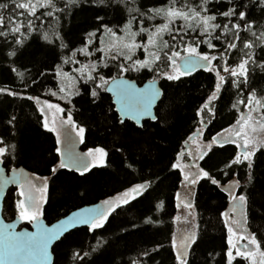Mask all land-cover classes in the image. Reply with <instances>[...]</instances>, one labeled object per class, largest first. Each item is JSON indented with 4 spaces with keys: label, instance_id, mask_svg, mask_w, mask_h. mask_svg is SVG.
<instances>
[{
    "label": "trees",
    "instance_id": "1",
    "mask_svg": "<svg viewBox=\"0 0 264 264\" xmlns=\"http://www.w3.org/2000/svg\"><path fill=\"white\" fill-rule=\"evenodd\" d=\"M140 4L141 7H163L167 0H140ZM208 7L215 11L218 5L210 3ZM253 14L259 16L258 10ZM123 15L113 8L97 7L94 0H83L78 8H74L69 16L60 21L64 42L73 51L84 47L82 38H86L85 33L94 29L98 16L123 27ZM224 22L226 21L219 18L217 20V23ZM160 23L163 20L158 18L146 23L145 27L152 28V24ZM60 25L53 21L52 26ZM48 28L45 24L40 30L47 31ZM121 33L123 32H118L117 35ZM195 35L186 39H193ZM101 38L105 43L108 41L107 34ZM163 41L172 43L165 34L159 50L162 60L163 52L171 54L169 49L164 48ZM12 50L5 47L0 51V88L18 93V96L0 93V139L16 146L14 158L10 163L5 160V165L23 166L33 175L48 179L47 198L42 208L43 216L48 222L80 206L109 199L139 183H145V177L151 181L149 191L136 200L131 199L128 205L117 208L109 215L102 228L93 232L84 227L66 234L54 246V264H76L73 254L83 255L85 252L89 253V264H127L129 260L138 259H143L144 264H177L172 241L176 233L177 194L182 173L180 170H173L171 165L177 162L184 143L197 127L201 108L215 91L214 86L218 80L215 72L198 71L176 81L163 78V97L157 108V121H147L142 128L129 121L121 124L105 91L92 98L89 90L94 85L85 84L79 77V94H75L73 105L77 122L85 127V148L102 147L107 153L102 164L80 173L65 168L57 169L60 161L56 152L57 139L43 126V116L35 99L41 100L50 91L59 89L60 77L52 74L51 65H60L63 70L72 73L80 64H62V59L71 53L61 48L58 56L35 34L25 49L17 52V56H6ZM198 50L218 56L222 48L217 44L214 51L201 44ZM178 51L183 52L180 49ZM81 56L77 54L75 59L80 61ZM213 64L216 66L218 61H213ZM41 65L48 75L36 76V84L22 85L17 73L23 72L25 78L30 80ZM113 65L115 66L114 63ZM157 65L161 72L168 70L167 64L158 62ZM111 68L105 71V77H110L109 73H117L114 67ZM220 74L227 76L223 71ZM150 75L146 70L139 76L146 79ZM250 86L257 91L264 88V74H253ZM248 87L249 85H245L238 91L231 86L230 81L224 85L217 94L218 98L212 103L214 114L210 115L206 110L203 114L205 121H210L207 137L226 128L240 113L246 111L244 105H237L236 108L233 105L247 96ZM24 96H31L33 99L21 98ZM12 117H15L14 121ZM234 150L237 151V147L233 145H225L223 149L214 147L204 159L203 166L225 183L229 177L217 173L225 170ZM261 151L264 152V149ZM237 171L240 177L236 178L243 177L247 171L246 165L237 167ZM251 176V182L241 179L246 190L239 189V192H244L247 197V225L252 234L261 240L264 234V155L261 152L256 153ZM16 201L17 197L10 190L4 202L5 218H14L18 211L14 208ZM161 202L163 207L160 206ZM193 203L198 238L195 244L190 245L188 264H228V230L222 215L228 196L217 185L204 179L198 185ZM150 220L152 223L148 222ZM153 249L157 251H152ZM146 251L151 252L154 259L143 257L142 254ZM261 251H264V242L261 243ZM232 264H250V261L236 257Z\"/></svg>",
    "mask_w": 264,
    "mask_h": 264
},
{
    "label": "snow or ice",
    "instance_id": "2",
    "mask_svg": "<svg viewBox=\"0 0 264 264\" xmlns=\"http://www.w3.org/2000/svg\"><path fill=\"white\" fill-rule=\"evenodd\" d=\"M81 3L83 0H0V51L5 47L11 48L13 50L7 52L6 56L15 57L18 51L25 49L28 41L35 34L46 42L50 51L58 56L60 55L58 50L61 48L71 53L70 56L62 59V64H80V61L75 59L77 54L87 58L95 53H101L102 58L98 62L82 64L75 71L85 84L94 85V88L89 90V95L92 98L100 95L101 91L115 93L116 103L120 105L118 111L125 116L131 114L133 119H138L140 115L148 113L153 101L161 93L156 88L155 81L144 88H137L132 82L124 79L122 74L132 70L148 69L151 71L157 62L167 64L169 71L162 72L160 75L168 81L180 80L182 76L190 75L197 68H207L208 71L215 72L218 80L215 83L212 98H218L217 94L229 81L231 86L238 91L245 85H249L247 96L233 105L234 108L237 105H244L246 112L240 114L235 125L224 130L226 135L218 133L212 138L215 145L221 149L225 145L231 144L237 145L239 150L238 152L234 150L230 163L226 164L225 170L217 174L229 177L228 183L220 185V187L227 192L232 201L231 212H224L222 215L230 218L232 213H237L239 217L236 220L225 221L229 225L228 231L229 233H235L237 230L246 232L243 210L247 197L244 192L237 195L235 190L245 189V185L241 184V179L251 182V171L256 153L261 152L264 155V152L261 151L264 149V142L251 140L245 131L249 121H264V88L257 91L250 86L253 74L257 72L264 74V0H167L165 6L151 8L141 7L140 0H94L97 7L113 8L122 12L124 14L121 19L123 27L114 25L110 19L106 20L104 17L98 16L94 29L86 32V38H82L81 42L84 47L76 48L73 51V48L64 42V31L60 21L69 16L72 10L78 8ZM210 3L218 5L215 11L208 7ZM220 8L226 10L221 11ZM257 10L259 16L253 14ZM158 18L162 19L163 23L152 24V28L145 27L146 23L154 22ZM218 18L226 22L217 23ZM53 21L60 26H52ZM45 24L49 26L48 30L41 31V26ZM134 28L137 30L134 31ZM118 32L124 33V39L117 35ZM104 34L110 38L108 44H105L101 38ZM141 34H147V44L136 42V37ZM165 34L171 39L172 44L163 41V46L169 49L171 54L163 52L162 60L161 54L149 52V46L157 47L156 40H162ZM193 34H196L195 38L186 39ZM50 36L51 39H49ZM201 44L214 51L216 45L220 44L222 51L218 56L202 54L198 50ZM88 46H91L94 51H89ZM138 49L148 53L150 58L134 59ZM176 49H180L186 54L181 55V51ZM118 61H131V63L125 64ZM213 61H218L215 67H213ZM110 62L115 64L117 75L109 73L110 78L106 79L102 70L110 68ZM50 67L53 68V75L63 74L60 65L53 64ZM221 71L227 76L221 75ZM47 75L43 65L37 69L35 74L31 75L30 80L25 78L23 72L17 73L22 85L36 84V76L46 77ZM60 91L62 92L63 89L61 88ZM0 93L18 96L17 92H9L3 88H0ZM50 94L56 95L55 92ZM21 98L33 99L31 96ZM35 99L36 103H41L39 98ZM50 110L52 112L51 121L48 119ZM205 110L212 115V110L207 104L201 109L202 112ZM40 112L44 116L43 126L49 128V123L57 125L55 117L62 114L64 109L58 104L49 103L46 107H42ZM152 118L155 119V116ZM11 119L14 121L15 117ZM119 122L124 123L123 120ZM201 122L210 123V121L203 120ZM72 123V116L68 114L66 121L61 118L57 126L49 128V131L56 133L57 143H64L61 139V131L65 124L71 125ZM78 131L82 142L85 129L80 127ZM15 147L10 142L0 139V163H3L4 160L11 162L14 158ZM208 147L211 149L213 145L209 144ZM56 152L61 157H65L59 162L60 168H73L76 171H87L90 166H97V160L102 164L107 155L102 147L89 149L87 153H80L75 151L72 145L69 146L67 154L59 147L56 148ZM181 155L183 156L184 153ZM204 155V153H200L199 159H204ZM196 158L193 156V160ZM242 165H246L245 175L239 179L232 178L240 177L237 167ZM171 167L173 170H181L180 163H174ZM187 167L189 170L184 172L181 181L186 187L191 188L201 179H205L213 185L218 184L210 171L195 164ZM193 168L195 170H191ZM2 170L0 169V171ZM36 180H41V178L32 177L21 180L15 173L11 180H4L6 184H19L20 196L24 199L17 200L14 208L19 210L22 220L34 225L35 231L16 232L14 231L15 224H5L6 231L0 232V264H34V262L44 264L49 244L59 239L69 228H75L81 224L89 225L93 232L102 228L110 214L122 205H128L130 197L132 200H136L143 196L145 192L149 191L151 185V181L145 177L147 182L131 187L121 196L105 200L102 207L82 208L49 228L41 222V217L44 214L41 205L45 203L43 193L47 184L45 181H41L42 186L37 187L34 182ZM160 206L163 207V202ZM185 207L188 209L194 207L190 198ZM148 222L152 223L151 220ZM197 238L196 232H188L181 235L179 244L175 240L172 241V246L176 249L177 264H188L190 245L195 244ZM241 239L248 240V243L243 245V250L239 244H233L229 239L228 243L231 248L226 253L228 264H232L236 257L250 261V264H264V251L260 250L261 243L264 242V234H262L261 240H258L255 234L247 237L237 235V240ZM152 251H157V249ZM73 256L76 264H89V253L85 252L83 255L74 253ZM142 256L154 259L151 252L148 251L144 252ZM127 264H144V260H129Z\"/></svg>",
    "mask_w": 264,
    "mask_h": 264
},
{
    "label": "rangeland",
    "instance_id": "3",
    "mask_svg": "<svg viewBox=\"0 0 264 264\" xmlns=\"http://www.w3.org/2000/svg\"><path fill=\"white\" fill-rule=\"evenodd\" d=\"M119 37H121V39H124V33H121L118 35ZM165 38V35L163 36ZM147 34H141L140 36L136 37V42L137 43H143V44H147ZM110 42V38L108 37V41H106L105 44H108ZM157 43V47L152 48L151 46H149V52H157L159 53V50L161 48V40L157 39L156 40ZM90 49V48H89ZM90 51H94V49L90 50ZM102 58V54L101 53H95V55L93 56H89L87 58H85L83 55L81 56V60H80V66L83 65H87L89 63H96L98 62L100 59ZM145 58H150L148 53H145L142 49H138L135 53L134 59H145ZM118 62H122L125 64L131 63V61H118ZM79 68V67H78ZM77 69V68H76ZM76 69L72 70V73L67 72L65 70H63V74L59 75L60 77V86L59 89L55 90V91H50V93L55 92L56 95H51L49 93V95L45 96L43 99H41V103H38L39 106V110L42 107H46L47 104H58L61 108L64 109V112L58 116H56V120H57V125L60 121V119H64L65 121L67 120V115L71 114V116L73 115V110H74V105H73V98L75 97L76 92L79 90V86L78 83L79 81V74L75 71ZM133 72H135V70H132ZM169 71V69L167 70ZM66 74V75H65ZM124 75V73L122 74ZM157 78L159 77L158 75L156 76ZM63 89V91L61 92L60 89ZM214 98H211L210 100H212ZM43 116V115H42ZM44 119V116H43ZM48 119L51 121L52 119V112L50 110V113L48 115ZM73 119V117H72ZM57 125H53L52 123H49V128L53 127V126H57ZM74 129L75 132L80 136L78 129L80 127H83L85 129L84 126H77L74 122L71 124ZM245 131L248 133V136L251 140L255 141V142H264V121H249V124L246 126ZM85 133V131H84ZM83 133V134H84ZM56 134V133H55ZM209 144H214V141H209V142H205L202 139V136H199L198 138H196L195 140L190 141V152L184 153L185 148L182 149V151L180 152L177 162L176 163H180L181 165V173H182V177L184 175L185 171H188V167L189 165H198L197 162H193V158L190 157L191 153H192V149H200V148H209ZM97 148V147H95ZM89 149H93V148H88L86 149V152ZM181 153H184V155L182 156ZM104 161V160H103ZM96 164H100V161L97 160ZM191 170H195L194 168ZM32 177H38L36 175H31L30 178ZM41 178V180H36L34 181L37 185V187H41L42 183L41 181H45L46 184L47 183V178ZM134 187V186H133ZM130 189V188H129ZM129 189H126L124 191H127ZM18 191V199L17 200H22L24 199V197L20 196V188L17 190ZM123 191V192H124ZM123 192L118 193L117 195L109 198V199H114L117 196H121ZM193 187L188 188L186 187L184 184L181 183L178 194H177V200H178V210H177V215H176V233L174 236V240L176 241L177 244L180 243V237L182 234L184 233H188V232H196V213L194 210V207L191 209H188L185 207L187 200L190 198L191 200L193 199ZM45 201L47 198V187L46 190L43 193ZM132 198L130 197L129 200H131ZM107 200V199H105ZM103 200V202L105 201ZM193 203V201H192ZM44 203L41 205V208H43ZM231 207H232V201L230 200L229 205L227 206V208L225 209L224 212H231ZM244 228L247 229V231H241V230H237L235 233H229L228 231V240L231 239L233 244H239V246L241 247V250H243V245L248 243L247 239H241V240H237V235H241V236H250L252 234V232L250 231L248 225H247V220H246V205L244 208ZM19 213V210H18ZM189 213H191V215H189ZM224 220H228V219H232V220H236L238 219V214L237 213H232L231 217H225L223 216ZM227 226V230L229 225L226 223ZM229 248H231V245H229ZM176 250V249H175ZM261 250V249H260ZM233 251V256H235V249H232Z\"/></svg>",
    "mask_w": 264,
    "mask_h": 264
},
{
    "label": "water",
    "instance_id": "4",
    "mask_svg": "<svg viewBox=\"0 0 264 264\" xmlns=\"http://www.w3.org/2000/svg\"><path fill=\"white\" fill-rule=\"evenodd\" d=\"M199 69H207V68H197L194 71H197ZM193 71V72H194ZM124 79L132 82L137 88H144L147 85L151 84L153 81H147L145 82L143 85H139L135 80H132L128 77H124ZM156 82V88L159 90V92L161 93V95L157 96L156 100L153 101L152 107L149 109L148 113L142 114L139 116L138 119H133L131 114H128L127 116H125L124 114L120 113L118 111V109L120 108V105L116 103V96L115 93L113 92H107L108 94H110L112 96V101L115 104V108L116 111L118 112L120 118L125 121V120H130L132 122H134L139 128L142 127L143 125V120H152V121H156V115H155V109L158 106L159 102L161 101L162 97H163V89L160 87L159 81L155 80ZM155 116V119H153L152 117ZM70 134V136H69ZM61 139L64 141V143L60 144V148L62 149V151L65 152V154H67L68 150H69V146L72 145L74 146L75 151L80 152V153H87L84 149H83V142H81V138L80 136L75 132V130L70 126V125H66L64 126V129L61 131ZM65 157H61V159H64ZM87 159H91V158H87ZM92 166L89 167V169ZM0 169H3L2 171H0V232H4L6 231V229L4 228L5 224H15L16 227L14 229V231L16 232H23V231H28V232H34L35 231V227L32 223H30V227H26V226H22L21 225L24 223V220H22L20 217H16L14 220H6L5 217L3 216V210H4V202L5 199L7 197V194L9 192V190L11 188H18L19 184L17 183H4V180H11V178L13 177L14 173L15 175L23 180L24 178H30L32 172L23 167V166H19V167H14L12 169H7V167L5 166V162L0 163ZM71 171L74 172H85V171H76L73 168H67ZM88 169V170H89ZM22 173V174H21ZM97 206H103V202L102 200L95 202V203H90V204H86L83 206H80L74 210H71L70 212H68L67 214L55 219L52 222H48L45 217H41V222L44 223L47 227H52L54 224H57L60 222V220L66 219L67 216L71 215L73 212L79 211L82 208H94ZM84 227H90L89 225H77L75 228H69L59 239L52 241L49 246H48V251H47V258L44 261V264H54L55 261V254H54V246L69 232L78 229V228H84ZM56 243V244H55ZM34 264H38V262H34Z\"/></svg>",
    "mask_w": 264,
    "mask_h": 264
},
{
    "label": "flooded vegetation",
    "instance_id": "5",
    "mask_svg": "<svg viewBox=\"0 0 264 264\" xmlns=\"http://www.w3.org/2000/svg\"><path fill=\"white\" fill-rule=\"evenodd\" d=\"M172 44V43H171ZM97 46H99V45H97ZM90 49H92L91 48V46H90ZM176 50H178V49H176ZM186 53L185 52H181V55H185ZM202 54H204V53H202ZM157 64H158V62H157ZM111 67H114L115 68V70H117L116 69V67L113 65V63L112 62H110V68ZM213 67H215V65L213 64ZM160 67L158 66V65H156V66H154V68H153V70H148V69H143V70H141V71H135V72H133V71H129V72H125L124 73V75H122V76H124V77H128V78H130V79H132V80H135L139 85H143L145 82H147V81H155V80H158L159 81V84H160V87L162 88V81H163V78H162V76L160 75V73H162L161 71H160V69H159ZM111 69H113V68H111ZM110 69L109 68H105V69H103L102 70V74L103 75H105V71H109ZM149 71V74H151L150 75V77H148V78H146V79H143V78H141L139 75L143 72V71ZM198 71H208L207 69H199V70H197V71H194V72H192L191 74H194V73H197ZM190 74V75H191ZM114 75H117V73H115ZM159 76L158 78L156 77V76ZM138 77V78H137ZM106 79H109L110 77H105ZM163 89V88H162ZM105 93L110 97V99H111V103H112V105H113V111L117 114V116H118V119H119V121L120 120H122L121 118H120V116H119V114H118V112L116 111V108H115V104L113 103V101H112V96L110 95V94H108L106 91H105ZM212 98V97H211ZM210 98V99H211ZM208 100L205 104H204V106L207 104L208 106H209V108H211V110L213 111V106H212V103L213 102H215L216 100H215V98L214 99H212V100ZM211 101V102H210ZM160 103V102H159ZM159 105V104H158ZM204 106L201 108V109H203L204 108ZM157 108H158V106L156 107V109H155V115H156V118H157ZM207 111V110H206ZM208 112V111H207ZM246 112V111H245ZM203 114H204V111L202 112L201 110H200V119L198 120V124H197V127L195 128V131H194V133L193 134H191V136L188 138V140L184 143V145H183V148H185V151H184V153H187V152H190V149H191V146H190V141H192V140H195L196 138H198L199 136H202V139L205 141V142H209V141H213V137H215L218 133H221V134H224V135H226L227 133H225L224 132V130L225 129H230V126H233V125H235V121L239 118V116H240V114H239V116L236 118V120L233 122V123H229V125H227L226 126V128H224V129H222L221 131H219V132H217V133H215L214 135H212L211 137H207V129H208V126H209V124L208 123H202L201 121L203 120V121H205V119H204V117H203ZM212 114H214V112H212ZM72 117H73V122L77 125V126H80L79 125V123L77 122V120H76V117L74 116V110H73V115H72ZM125 121H129V122H132V121H130V120H125ZM124 121V122H125ZM147 121H150V122H155V121H152V120H143V125H144V123L145 122H147ZM157 121V120H156ZM206 122V121H205ZM133 124H135L134 122H132ZM67 125V124H66ZM136 125V124H135ZM143 125H142V127H143ZM73 129H74V127L72 126V125H70ZM137 126V125H136ZM138 127V126H137ZM141 127V128H142ZM49 130V129H48ZM75 130V129H74ZM54 135H55V137H56V134L54 133V132H52ZM84 135H85V133L83 134V149L86 151V148H85V138H84ZM261 142H263V141H261ZM228 145H231V144H228ZM233 146H236L237 147V145H233ZM57 147H59V143H57ZM214 147H217L216 145H215V142H214V144H213V147L211 148V149H209V148H200V149H192V153H191V156L190 157H192L193 158V156H196L197 158L195 159V160H193V162H197L198 163V165H199V167H201V168H204V170H206V171H208L204 166H203V161H204V159L209 155V153H210V151L214 148ZM239 150H238V148H237V152H238ZM200 153H204L205 155H204V159H199V154ZM58 155H59V159L61 160V156H60V154L58 153ZM60 162V161H59ZM6 166V165H5ZM97 166H98V164H97ZM7 167V166H6ZM13 167H15V166H11V167H7V169L9 170V169H12ZM94 167V166H93ZM57 169H60V167H59V164H58V167H57ZM56 169V170H57ZM66 169V168H65ZM55 170V171H56ZM71 171V170H70ZM213 178L214 179H216L217 181H218V184H217V186L219 187V189L221 190V191H223V192H225L224 190H223V188L222 187H220V185H223V184H227L228 183V180L224 183L222 180H220V179H218V178H216L214 175H213ZM234 179H237L236 177H233ZM202 180H204V179H201L200 180V182L202 181ZM199 182V183H200ZM199 183L198 184H196V185H194V186H192L193 187V197H194V194H195V192H196V190H197V188H198V185H199ZM20 188V186L18 187V188H11L10 190H12L13 191V193H14V195L17 197V199H18V197H19V195H18V189ZM9 190V191H10ZM236 191V194L237 195H239L240 194V192H239V189H236L235 190ZM226 193V195H227V192H225ZM228 196V195H227ZM230 200H231V198L228 196V203H227V206L229 205V203H230ZM192 201H193V199H192ZM194 204V203H193ZM227 206H226V208H227ZM225 208V209H226ZM225 211V210H224ZM246 214H247V202H246ZM17 216H20L19 215V213H18V211L15 213V216H14V218H12V219H7V220H14ZM246 220H247V216H246ZM248 223V222H247ZM22 226H26V227H30V222H28V221H25L22 225H21V227ZM89 228V227H88ZM90 229V228H89Z\"/></svg>",
    "mask_w": 264,
    "mask_h": 264
},
{
    "label": "bare ground",
    "instance_id": "6",
    "mask_svg": "<svg viewBox=\"0 0 264 264\" xmlns=\"http://www.w3.org/2000/svg\"><path fill=\"white\" fill-rule=\"evenodd\" d=\"M56 244V243H55Z\"/></svg>",
    "mask_w": 264,
    "mask_h": 264
}]
</instances>
